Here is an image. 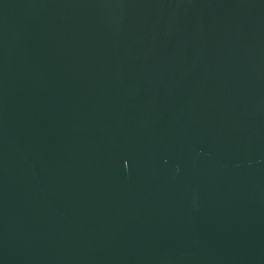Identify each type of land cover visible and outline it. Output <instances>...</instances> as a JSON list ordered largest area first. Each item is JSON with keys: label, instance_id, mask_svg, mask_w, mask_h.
Returning <instances> with one entry per match:
<instances>
[{"label": "water", "instance_id": "95a60500", "mask_svg": "<svg viewBox=\"0 0 264 264\" xmlns=\"http://www.w3.org/2000/svg\"><path fill=\"white\" fill-rule=\"evenodd\" d=\"M0 264H264V0H0Z\"/></svg>", "mask_w": 264, "mask_h": 264}]
</instances>
